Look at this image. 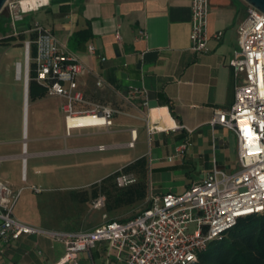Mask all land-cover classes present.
I'll return each mask as SVG.
<instances>
[{"label":"crops","instance_id":"obj_1","mask_svg":"<svg viewBox=\"0 0 264 264\" xmlns=\"http://www.w3.org/2000/svg\"><path fill=\"white\" fill-rule=\"evenodd\" d=\"M247 7L244 0H210L207 48L200 52L190 48V0H81L77 4L49 2L43 7L48 13L46 23H38L52 30L63 48L86 65V71L78 77L83 97L91 104H102L101 98H107L106 105L115 110L109 127L73 128L85 129L80 134L87 138L96 136V143L88 149L114 151L117 164L92 182L145 157L149 197L168 191L182 192L203 178L212 165L226 172L237 168L234 132L219 124L212 126L211 120L218 110L228 109L234 100L236 79L228 60L237 47V26L245 18ZM84 28L89 29L90 36L72 41L73 32ZM217 31H222L220 38L214 36ZM89 45L94 47L93 52L88 50ZM30 57L29 66L34 63L31 54ZM17 62L24 80L21 73L17 77ZM29 66L26 86L23 49V60L14 62L15 78L22 81L21 94H17L19 87L12 83L9 88H14L15 95L2 93L0 98L3 106L0 108V182L11 193H18L12 208L15 217L17 208L22 213V218L16 217L18 220L61 231L85 230L73 228L61 219L65 214L59 201L71 193L74 202L85 203L79 200L82 190L73 191L92 182L76 184L66 193L52 190L44 198L30 197L27 207L17 206L23 188L17 185L18 179L30 180L28 187L35 193L41 191L34 184L35 173L28 176L27 158L61 151L28 153L26 139L20 138L21 118L23 136L32 132L33 144H56L61 136L54 133L55 127L62 121L64 124L59 96H53L56 100L47 94L29 99ZM98 80L100 85L96 84ZM135 89L142 93L131 95ZM91 95L97 99L89 100ZM133 129L135 136L131 133ZM64 135H69L66 129ZM99 145L106 147L98 149ZM122 149L131 150L128 155H122ZM45 205L50 212L43 214ZM29 206H39L40 221L31 216ZM64 251L61 241L35 233L21 234L8 242L5 259L9 264H54ZM77 260L79 264H121L105 242L79 251Z\"/></svg>","mask_w":264,"mask_h":264},{"label":"built area","instance_id":"obj_2","mask_svg":"<svg viewBox=\"0 0 264 264\" xmlns=\"http://www.w3.org/2000/svg\"><path fill=\"white\" fill-rule=\"evenodd\" d=\"M49 2L23 7L22 0H6L1 12L5 11L10 30L0 31V37L21 33L34 36L23 40L25 78L28 80L30 45L34 44L35 79L46 87L47 95L62 99L67 134L73 128L109 127L115 111L112 107L101 104L76 107L85 102L78 88V77L86 71V65L66 51L57 35L43 25L36 22L25 29L17 28L16 22L25 14ZM209 6L210 0H190V48L196 52L207 48ZM221 35L222 31L214 33L215 38ZM115 36L120 38L118 32ZM88 50L93 52L94 47L89 45ZM16 65L18 72L20 62ZM228 65L236 79L234 100L228 109L215 113L211 125L219 124L234 132L237 140L234 171L226 172L212 165L203 178L182 192L151 194L148 206L131 217L105 220L91 229L77 231L42 228L18 220L12 212L18 193H11L0 182V264H9L5 259L8 242L30 233L64 243V254L54 264H79L78 252L91 249L99 242L114 250L121 264H189L210 241L222 238L240 218L264 212V14L251 5L237 26V47ZM96 84L100 85L101 81ZM141 93L135 89L131 95ZM82 116L101 120L90 125L68 126L70 118ZM131 133L135 136L134 129ZM105 147L97 146L98 149ZM22 151H26L25 143ZM115 181L125 186L135 178L119 172ZM103 201L101 195L92 204L99 207ZM191 226H194L192 230Z\"/></svg>","mask_w":264,"mask_h":264},{"label":"rangeland","instance_id":"obj_3","mask_svg":"<svg viewBox=\"0 0 264 264\" xmlns=\"http://www.w3.org/2000/svg\"><path fill=\"white\" fill-rule=\"evenodd\" d=\"M0 15L5 17V11L0 12ZM47 16L48 13L43 8L29 12L25 14L22 20L16 22L17 28L25 29L36 22L45 24V17ZM0 30L5 32L10 30L9 25L5 20H0ZM27 37L28 36L25 34L26 39ZM23 49V42L20 40L11 41L10 43H0V98H2V93L4 96H13L15 95L16 91H18L17 94L19 96L21 94L22 81L15 78L14 62L15 60H23ZM9 61L10 63H8ZM21 75L24 80V74L22 71ZM12 83H15L19 87L16 91L14 88H9V84ZM49 98L53 100L58 99L57 97L53 96ZM95 99L97 98H94L92 95L89 97V100L91 101ZM108 101L109 100L107 98H101V105L108 104ZM92 106L93 104H91L87 98L85 99L84 103L76 104V107L91 108ZM2 107L3 106H0V108ZM17 124V121L13 123L12 129L14 131L17 130ZM19 126L21 131L20 138L26 139L28 153L32 151L43 153L44 151L61 150L57 153L37 154L27 158L28 176L31 177L32 173H35L34 176L37 179L34 181V184L41 188V191L37 193L33 192L28 187L30 180L28 182H24L21 179H18L17 185L19 187L23 186L17 203V206H20V208L27 207L26 204L30 197L44 198L48 195H51L52 190H58L61 193H66L72 188V186L76 184L92 182L98 176H100L101 173L104 174L111 171L117 164L114 155L112 154V152H114L113 150H97L87 148L88 146L96 143V136L90 138L82 136L80 133L85 129H73L71 134L65 136V127L62 121V124H60L57 128L55 127L54 131L55 134L61 136L58 139V142L54 145H44L40 142L33 144L30 141L33 136L32 132L28 135L25 133V136H23L24 124L22 118ZM38 136H40V133ZM130 150L131 149H122V155H128ZM116 155L118 156V154H115V157ZM122 167L118 168L111 174L121 170ZM129 174L134 176L135 181L137 180L136 174L132 172H129ZM97 181L99 180L94 182ZM92 183L75 189L73 193L80 190L89 189V186ZM59 203L61 204L63 214H65L61 218L62 220L68 221L73 228L88 229L105 220L125 219L133 216L145 208L147 204H149V197H146L145 199L137 201L133 204L120 206L113 210H108L106 208L105 196L103 204H101L99 207L93 206L91 200L85 203H76L71 198V193L70 195L62 196ZM39 209V206H29L31 216H33L36 221H40L37 219V217L41 216ZM42 209L43 214L50 212L49 207L46 205L43 206ZM21 214L22 213L19 212L17 208V213L15 212L16 217L19 219L22 218ZM193 228L194 226H191V230Z\"/></svg>","mask_w":264,"mask_h":264},{"label":"trees","instance_id":"obj_4","mask_svg":"<svg viewBox=\"0 0 264 264\" xmlns=\"http://www.w3.org/2000/svg\"><path fill=\"white\" fill-rule=\"evenodd\" d=\"M66 1L77 4L81 0H50L51 3ZM5 19L0 15V20ZM88 36H90L89 29L84 28L74 31L71 40L79 42L87 39ZM3 37L0 43H10L15 40L23 42L26 39L23 33L18 36ZM33 37L31 34L27 38ZM30 54L35 55L34 44L30 45ZM29 67L28 97L33 100L45 96L46 87L35 79V63H31ZM147 171L146 158L140 157L124 165L121 170L92 183L89 189L82 190L79 200L88 202L103 195L106 197L108 210L143 200L148 195ZM119 172H132L137 175V180L119 186L115 181V176ZM189 264H264V212L240 218L222 238L210 241L205 249L198 252L197 259Z\"/></svg>","mask_w":264,"mask_h":264},{"label":"bare ground","instance_id":"obj_5","mask_svg":"<svg viewBox=\"0 0 264 264\" xmlns=\"http://www.w3.org/2000/svg\"><path fill=\"white\" fill-rule=\"evenodd\" d=\"M47 0H22V5L23 7H29V6H35L38 3H44ZM22 71V68L18 69L17 72V77L20 78V73ZM98 120H101V118H92L91 116H82L79 118H70L68 120V126L71 127H75V126H79V125H90L93 123H96Z\"/></svg>","mask_w":264,"mask_h":264},{"label":"water","instance_id":"obj_6","mask_svg":"<svg viewBox=\"0 0 264 264\" xmlns=\"http://www.w3.org/2000/svg\"><path fill=\"white\" fill-rule=\"evenodd\" d=\"M5 1L6 0H0V12L5 4ZM244 1L247 3V5H251L259 9L260 11H262V14H264V0H244ZM5 37H8V36H5ZM1 38H4V37H0V39ZM26 86H27V79H26Z\"/></svg>","mask_w":264,"mask_h":264}]
</instances>
